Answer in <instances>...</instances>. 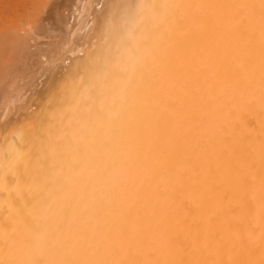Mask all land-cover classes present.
I'll use <instances>...</instances> for the list:
<instances>
[{
    "label": "bare ground",
    "instance_id": "6f19581e",
    "mask_svg": "<svg viewBox=\"0 0 264 264\" xmlns=\"http://www.w3.org/2000/svg\"><path fill=\"white\" fill-rule=\"evenodd\" d=\"M110 2L0 133V264H264V0Z\"/></svg>",
    "mask_w": 264,
    "mask_h": 264
},
{
    "label": "rangeland",
    "instance_id": "374dc122",
    "mask_svg": "<svg viewBox=\"0 0 264 264\" xmlns=\"http://www.w3.org/2000/svg\"><path fill=\"white\" fill-rule=\"evenodd\" d=\"M131 1L134 2V0ZM111 2L110 0H0V133L4 132L5 129H7L6 131H9L10 129H16L19 125L21 126L22 123L23 125L21 127L28 130V127L30 128L32 126H37V123H35V121L39 123L38 120H45V118L42 119V117L39 116L45 114L46 110L43 109L45 108V106L49 108V106L47 105H53L52 101L54 97L52 98L51 94L54 93L53 96H55L56 93L53 92V89L55 91H58L57 93L60 94L56 95L57 97L62 96V94L64 93L63 90L65 88H68V86L66 87L65 85H69L68 82L74 83L75 79H78L77 76H80L79 73V75L77 76L74 73L76 76L74 78L71 77V75L74 76L73 74H70V76L68 75V71H71L68 69L74 68L71 66V64H75L78 56L83 57L84 55H87V52L85 53V51L86 47L87 49L89 48V44H99L96 42H99L98 40L102 39L101 37H103V35L101 34V30H103L104 26H101L102 22L99 17L101 16L100 18H104V15L102 14L110 10V8L107 9V7L110 6H108V4H110ZM83 6H86L85 9L90 11L88 12L84 10ZM80 10L81 13L83 11V16L80 13ZM59 18L61 21L59 20ZM81 23H84V27L81 25ZM67 25L69 28L67 27ZM65 28L68 31H66ZM71 28H74L73 31L71 30ZM93 30H95L96 32ZM4 31L9 34L4 33ZM11 31L12 33H10ZM89 32H92L93 37H99L97 38L98 40L94 39L93 37L91 38V34ZM100 34L102 36H100ZM19 38L21 39L19 40ZM90 38L94 41H92V43H90L91 41H89V44L87 45L86 42L90 40ZM101 42L102 41H100V43ZM94 46L95 45L91 47L90 45V49H94ZM98 47L95 46V51ZM71 48L74 49L72 50ZM83 58V61L85 63V57ZM80 60L82 61V59ZM59 66L61 67V69ZM73 70L79 71V69ZM66 76L71 77V79L69 77H67L69 78L67 79ZM56 79L57 82H54ZM64 82L68 84L63 85ZM58 85L65 87H63L64 89L62 90L59 89L61 86L59 87ZM61 90L62 94L60 93ZM49 95L51 100H49L50 102L46 99L49 98ZM56 96L55 98H57ZM48 110L49 109H47V111ZM31 112L36 117L31 118ZM26 123H29L27 124V127L26 125H24ZM17 129L19 132H22V129L21 131L19 130V128ZM12 132L13 133L11 134L10 132H8L9 134L6 133L7 136L13 135L14 131ZM17 133H15V135ZM15 135L12 136V138H9L5 135L7 139H4L5 136L1 137L2 135L0 134V141L1 139H4L3 141H1V144L6 143V140L9 142V140L11 141L12 139H16L17 135L16 137ZM4 147L5 146L3 144V148Z\"/></svg>",
    "mask_w": 264,
    "mask_h": 264
}]
</instances>
